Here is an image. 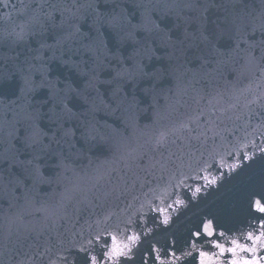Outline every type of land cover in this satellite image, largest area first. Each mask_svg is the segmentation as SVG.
Wrapping results in <instances>:
<instances>
[{
  "label": "snow or ice",
  "instance_id": "obj_1",
  "mask_svg": "<svg viewBox=\"0 0 264 264\" xmlns=\"http://www.w3.org/2000/svg\"><path fill=\"white\" fill-rule=\"evenodd\" d=\"M136 6L172 8L161 2ZM117 8L101 12L100 0H42L19 22L4 18L0 131L8 129L11 138L26 123L28 132L17 140L23 151L10 141L0 151V199L16 210L0 229V256L11 253L15 264H137V256L138 264H222L227 253L229 264H264V171L259 193L250 186L241 190L255 224L250 220L229 247L212 218H201L185 235L182 217L173 220L140 196L129 198L138 187L171 181L185 169L206 172L218 156L223 168L221 149L241 130L264 135V92L258 90L264 88V40L242 49L243 29L227 17L211 24L205 17L194 32H180L179 24L175 31L154 21L134 24ZM259 28L264 32V18ZM233 30L239 34L235 47L223 45ZM161 49L163 56L157 55ZM229 77L235 84L253 78L261 84L253 95L251 87H227ZM141 104L148 113L143 126L134 119ZM121 110L138 136H122L96 120L98 112ZM82 142L112 153L123 166L81 174L66 161L82 155ZM250 143L264 158V146ZM200 192L197 187L192 196ZM113 218L133 229L127 243L109 234Z\"/></svg>",
  "mask_w": 264,
  "mask_h": 264
},
{
  "label": "water",
  "instance_id": "obj_2",
  "mask_svg": "<svg viewBox=\"0 0 264 264\" xmlns=\"http://www.w3.org/2000/svg\"><path fill=\"white\" fill-rule=\"evenodd\" d=\"M41 2L42 0H0V28L6 26L5 16L11 18L8 22L9 24L11 21L19 22L24 19V13L31 11L33 8H39ZM158 2L172 5L171 10L161 8H149L146 10L144 7L136 6L138 4H155ZM115 4L120 5V8H117L116 11L119 12L122 8L125 13L129 14L134 24L146 23L151 26L150 21H154L161 28L168 25L169 29L173 31L176 30V25L179 24L180 32L185 28L190 32H194L205 17L209 18V24L218 18L223 20L224 17H227L229 20L235 19L243 29L244 40L247 43L241 42L240 47L242 49L247 48L250 44L259 45V42L264 40V32L259 28L260 21L264 18V0H108V3L100 0V11L111 12ZM29 5L31 6L30 8L26 7ZM213 5H216V7H213ZM90 22L88 21V23ZM245 25L248 26L245 28ZM82 30L86 31L87 28L84 27ZM231 35L233 37L231 40L225 37L221 43L225 46L235 47L239 34L233 30ZM253 51L259 56V47L254 48ZM164 54V49L157 53L160 56ZM156 63L157 66L161 65L160 61ZM229 79L233 80V84H227V87H251L254 89L253 95L255 90H257V85L261 84L260 80L253 82L254 78L244 80L239 84H235L234 77H229ZM167 86L165 84V87ZM258 90L264 92V88ZM166 94V92L161 93L160 104L165 102L162 97ZM144 107L145 105L141 104L134 113V119L140 126H143L146 122L145 118L148 116V113L141 110ZM96 120L100 125H110L112 129H115L122 136L139 135L138 129L132 124L130 114L123 110L114 114H109L105 111L98 112L96 113ZM45 123L46 121L40 122V126L44 127ZM255 123L256 121H253V124ZM16 129V135L11 138L7 135L8 129L0 131V151L9 146L8 141L14 144L16 148L24 150L23 143H18L17 140L27 135L28 125L26 123L18 124ZM251 141H254L256 145L264 146V135L254 132L252 128H248L246 132L241 130L234 138L233 144L221 149L223 168L218 166L221 161V157L218 156L217 165L209 168L206 172L185 169V175L177 176L171 181H169L168 177H165L163 181L157 179L152 181L151 184L145 185L142 191L138 187L130 193L129 198L131 196H140L141 201L151 202L154 208L157 210L162 209L173 220L182 217L181 222L185 225V235L187 234V229L195 230L199 226L201 218H212L217 229L226 232V238L222 239L221 243L225 247H229L228 241L231 238H239L242 233L249 229L250 220L252 224H255L248 212L247 199L241 195V190L249 186L251 190L259 193L262 183L264 158L259 154V149L252 146ZM77 148H82V155L79 158L73 156L66 163H69L71 167L81 174H91L101 165L123 166L115 159L112 153L101 152L99 149L92 147L91 144L82 142V144L77 145ZM245 153L254 158L245 160ZM19 158L23 160L25 156L20 155ZM231 165H237L238 167L230 171ZM45 171L52 172L54 170L45 169ZM68 175H71V173L69 172ZM221 176L224 178L220 179ZM214 178L217 179V184L208 185L207 181ZM44 187L47 188V186ZM52 187L55 189V185ZM197 187L201 188V192L193 197L192 193L195 192ZM150 189H155V194ZM255 198L258 199L259 196ZM176 201H181L182 203H176ZM15 211V208L9 207L6 200L0 199V229L6 223L5 218L12 216ZM156 214L155 212L151 213L150 217ZM81 224H83V221H81ZM79 227L80 225L77 226V228ZM109 228V234L116 236L118 243H127L126 236L131 234L133 230L132 228H126L122 219L117 218H113ZM202 247L206 251H218L207 246ZM18 259L23 260L24 258L18 257ZM219 259L222 264H229L231 257L226 253ZM138 262L139 256H137V264ZM0 264H15L12 254L0 256ZM149 264H151V261H149Z\"/></svg>",
  "mask_w": 264,
  "mask_h": 264
}]
</instances>
